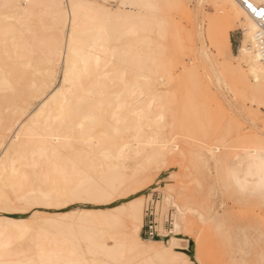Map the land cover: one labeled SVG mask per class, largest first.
<instances>
[{"label": "rangeland", "instance_id": "rangeland-1", "mask_svg": "<svg viewBox=\"0 0 264 264\" xmlns=\"http://www.w3.org/2000/svg\"><path fill=\"white\" fill-rule=\"evenodd\" d=\"M152 3L151 7L128 5L125 12L119 9L120 3L108 4L112 14L106 23L111 45L120 46V31L131 23L137 35L149 37L151 49H156L155 63L146 67L152 71L143 74L151 75L159 97L151 103L150 111L146 108L148 94L141 85L134 87L135 93L129 99L149 111L148 123L161 133L158 145L154 146L164 151L165 159L151 165L145 172V180L138 182L139 175L135 172L142 156L132 152L136 146L131 139L126 182L121 188L132 190L110 195L111 199L106 201L67 195L37 202L12 199L10 209L1 203L0 228L13 238L8 247L0 248V264H18L19 259L26 260V264H50L41 262L39 253L55 251L66 255L71 244L84 254L85 264H117L103 254H90L87 241L123 240L132 227L126 211L129 205L118 211L101 210L122 206L133 199L140 201L144 210L140 231L144 238H148L144 234L145 211L154 203L151 220L158 237L148 238L144 245L156 250L161 264H264V200L239 191L236 184L230 183L237 161L252 151L264 149V94L253 87L251 79L244 80L228 72L225 61L218 58L216 44L222 41V27L217 24L218 14L214 10L217 1ZM19 4L20 8L29 5L27 0H20ZM13 5L0 7L1 24L16 23L15 15L10 13ZM243 15L248 17L245 12ZM47 19L32 21L43 40H48L52 32ZM141 27L147 30L142 31ZM242 27L234 24L230 32L232 52L237 57L245 41ZM127 42L136 52L149 50L141 42ZM41 46L46 49L44 43ZM232 58L229 63L247 69L246 63ZM140 80L143 82L145 78ZM100 185L102 190L107 189ZM182 207L188 208L186 213H197V219L179 220L177 212ZM87 209L95 211L85 212ZM200 212L214 222H222L221 225L217 229L205 228ZM10 216L22 219L13 222ZM174 237L181 240L174 243L186 246L170 248L169 242ZM65 238L72 243L60 242ZM119 252L118 264H136L141 255L140 249L128 246ZM5 253L15 254L12 261L2 257Z\"/></svg>", "mask_w": 264, "mask_h": 264}, {"label": "bare ground", "instance_id": "bare-ground-1", "mask_svg": "<svg viewBox=\"0 0 264 264\" xmlns=\"http://www.w3.org/2000/svg\"><path fill=\"white\" fill-rule=\"evenodd\" d=\"M27 1L28 7L20 8V0H0L1 8L14 4L10 13L16 21L13 25L0 23V204L10 209L12 199L30 202L52 196L81 198L83 195L87 200L106 201L110 195L121 194L130 188L121 187L126 182L131 139L136 146L132 152L142 156L139 169H135L138 182L142 183L146 170L165 159L164 151L154 146L161 133L148 123L151 117L147 116L159 94L153 88L151 75L143 74L152 71L146 67L155 63L156 49H151L149 37L137 35L131 23L120 31V46L111 45L106 22L112 10L107 5L120 3L119 9L125 12L128 5L151 7L154 0ZM215 1L218 2L214 7L217 24L222 27V41L216 44L218 58L225 61L228 72L244 80L251 79L253 87L264 94V56L253 51L258 32L256 22L236 0ZM251 1L264 6V0ZM43 17L48 18V28L52 31L48 40H43L44 36L41 38L37 28L34 29L33 22L39 23ZM35 18L38 20L34 21ZM238 23L243 25L245 41L237 57L232 52L230 32ZM141 30L147 29L141 27ZM127 40L141 42L149 50L136 52ZM231 58L246 63L247 69L229 63ZM140 77L145 80L142 82ZM140 85L148 94V112L129 99L135 93L134 87ZM231 172L230 183L236 184L239 191L264 200V149L240 158ZM100 183L107 189L102 190ZM124 206L132 220L130 231L123 240L112 242L89 238L90 254H103L118 264L120 249L128 246L141 250L136 264H161L156 250L144 245L149 239L140 234L144 217L140 201L133 199L101 212L118 211ZM187 209L182 207L177 212L178 219H197V213H186ZM91 211L95 210H85ZM202 216L205 228L217 229L222 223ZM9 218L13 222L22 219ZM1 228L0 248H5L12 243L13 236ZM174 241L181 242L172 238L170 248L183 245ZM60 242L72 243L66 238ZM39 254L43 263H86L84 254L72 244L66 255L55 251ZM14 256L13 253L2 255L8 261Z\"/></svg>", "mask_w": 264, "mask_h": 264}, {"label": "built area", "instance_id": "built-area-1", "mask_svg": "<svg viewBox=\"0 0 264 264\" xmlns=\"http://www.w3.org/2000/svg\"><path fill=\"white\" fill-rule=\"evenodd\" d=\"M236 1L240 3V5L246 11L249 17H251V19H253L256 22L258 26V32L256 34L253 51L264 56V19H261L258 15H256V13L252 11V9L248 8L247 4L245 3V0H236ZM248 3L252 4L255 8H257V10L264 8L263 5H258L252 2L251 0H248ZM153 210H154V203L153 204L150 203L145 211L146 227L144 234L148 238H155L156 236L158 237L156 230L154 228V224L152 223L151 220L154 213Z\"/></svg>", "mask_w": 264, "mask_h": 264}, {"label": "snow or ice", "instance_id": "snow-or-ice-1", "mask_svg": "<svg viewBox=\"0 0 264 264\" xmlns=\"http://www.w3.org/2000/svg\"><path fill=\"white\" fill-rule=\"evenodd\" d=\"M245 3L248 8L252 9V11L256 13V15H258L261 19H264V8L257 10V8H255L252 4L248 3V0H245Z\"/></svg>", "mask_w": 264, "mask_h": 264}]
</instances>
